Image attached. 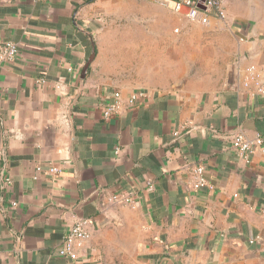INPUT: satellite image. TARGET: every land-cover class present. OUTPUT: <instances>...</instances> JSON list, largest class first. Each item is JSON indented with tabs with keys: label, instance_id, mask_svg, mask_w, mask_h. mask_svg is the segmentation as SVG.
<instances>
[{
	"label": "crops",
	"instance_id": "1",
	"mask_svg": "<svg viewBox=\"0 0 264 264\" xmlns=\"http://www.w3.org/2000/svg\"><path fill=\"white\" fill-rule=\"evenodd\" d=\"M168 1L0 0V264H264V0L202 24Z\"/></svg>",
	"mask_w": 264,
	"mask_h": 264
},
{
	"label": "built area",
	"instance_id": "2",
	"mask_svg": "<svg viewBox=\"0 0 264 264\" xmlns=\"http://www.w3.org/2000/svg\"><path fill=\"white\" fill-rule=\"evenodd\" d=\"M168 6L175 13H183L187 19L192 23H207L211 18L219 20L225 19V3L224 0H172L167 2ZM19 53L17 46L10 44L5 48L3 53H0V67L7 62H11ZM260 95L264 96V84L259 86L258 90ZM145 97L144 93H136L129 100V106H134L140 99ZM122 109V103L116 101L110 105H107L102 114L105 120H110L113 117L120 115ZM262 144V139L257 138L255 141L249 140L244 133L237 132L232 136V147L237 153L246 161H250L258 146ZM52 173H56L57 170H51ZM204 168L195 167L192 170L194 179V189L197 191L205 189L207 183L204 179ZM7 183L10 184V180L7 179ZM152 187L151 185L149 186ZM110 203L112 204H125L133 205L134 200L131 195H112L110 196ZM88 220H81L77 222L66 234L64 238V244L59 249L58 254L62 258L76 260L78 258L75 249L83 247V245L89 240L90 233L88 231Z\"/></svg>",
	"mask_w": 264,
	"mask_h": 264
},
{
	"label": "water",
	"instance_id": "3",
	"mask_svg": "<svg viewBox=\"0 0 264 264\" xmlns=\"http://www.w3.org/2000/svg\"><path fill=\"white\" fill-rule=\"evenodd\" d=\"M94 57H95V49H93V52H92L91 58H90V60H89V64L85 67L84 74L87 72V70H88V68H89V66H90V63L93 61Z\"/></svg>",
	"mask_w": 264,
	"mask_h": 264
},
{
	"label": "trees",
	"instance_id": "4",
	"mask_svg": "<svg viewBox=\"0 0 264 264\" xmlns=\"http://www.w3.org/2000/svg\"><path fill=\"white\" fill-rule=\"evenodd\" d=\"M94 0H85V4H88V3H91L93 2Z\"/></svg>",
	"mask_w": 264,
	"mask_h": 264
}]
</instances>
